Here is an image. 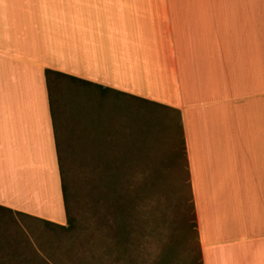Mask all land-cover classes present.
Returning <instances> with one entry per match:
<instances>
[{"label":"crops","instance_id":"obj_1","mask_svg":"<svg viewBox=\"0 0 264 264\" xmlns=\"http://www.w3.org/2000/svg\"><path fill=\"white\" fill-rule=\"evenodd\" d=\"M47 68L178 110L202 264H264V0H0V205L23 231L66 224Z\"/></svg>","mask_w":264,"mask_h":264},{"label":"rangeland","instance_id":"obj_2","mask_svg":"<svg viewBox=\"0 0 264 264\" xmlns=\"http://www.w3.org/2000/svg\"><path fill=\"white\" fill-rule=\"evenodd\" d=\"M145 105L94 86L57 85L54 106L73 228L42 231L40 224L31 223L35 229L24 231L27 241L0 245V264H158L164 249L170 252L165 264H198L180 134L169 125L174 113ZM148 117L153 122L149 132ZM135 123H146L149 149L144 152L130 145L138 134ZM102 171L107 181L117 182H98ZM4 215L0 231H23V217L14 222ZM128 215L133 231L126 237L124 257L115 263L119 249L110 238L111 224L125 228ZM184 223L190 231H184ZM121 232L115 233L121 237Z\"/></svg>","mask_w":264,"mask_h":264},{"label":"trees","instance_id":"obj_3","mask_svg":"<svg viewBox=\"0 0 264 264\" xmlns=\"http://www.w3.org/2000/svg\"><path fill=\"white\" fill-rule=\"evenodd\" d=\"M45 77H46V83H47V90H48V99H49V104H50V111H51V116H52V120L54 122V127L56 129V133H57V150H58V162H59V167H60V175H61V183H62V193H63V201H64V207H65V211H66V224L64 226L61 227V231H66V230H71L73 228V224H72V220L71 217L69 216V197H70V185H69V181H68V177H67V170L65 167V160L62 158V154H61V147H60V142H59V136H58V128H57V122H56V111H55V106H54V102H55V89L57 88V85L60 82L63 81H68V82H74V83H78V84H82L86 87L88 86H94L98 89H101L102 92H109L108 88H105L101 85H97L92 83L91 81H87L84 79H79L77 77H74L70 74L58 71V70H54V69H45ZM111 92V91H110ZM137 101H139L141 103V105H143L144 107L147 105H153V106H160L163 107L165 109H168L170 111H172L174 113V117L170 120V127H174L175 129H177V131L180 134V144H181V155L184 158L185 161V166H186V170H187V180H188V185H189V171H188V164H187V158H186V151H185V141H184V137H183V131H182V125H181V117H180V113L178 110L156 103V102H151L148 101L146 99H137ZM151 116V114H150ZM149 116V117H150ZM148 117V118H149ZM146 118V119H148ZM145 119V118H144ZM148 126L146 127V123H145V127L147 129V131L149 132L150 130H152V120L151 118L150 121L146 120ZM135 130L137 131V135L133 141L132 140V144L135 146L136 148H134L135 150L137 149H141L142 152H144L145 150L149 149V146L146 142L147 138L144 137V126L139 125L138 123H135ZM142 147V148H140ZM97 154H103V155H107L104 154L103 152H97ZM130 154V152L128 153ZM134 154H139L137 151L134 152ZM105 175L107 176L108 174H105L104 171H102L99 175H98V182H102L103 180L106 182V178ZM103 182L105 185H108V183L110 184H114L117 181H114V179L112 180H108L106 183ZM108 187V186H106ZM190 188V185H189ZM190 193H191V207H192V213H193V229H194V237H196L197 240V248H198V257H197V263L198 264H202V260H201V251H200V245L198 242V231H197V224H196V217H195V213H194V206H193V200H192V192H191V188H190ZM6 213H9V216L11 215V217L13 218L14 222H16V219L12 216V211L10 209H7L6 207H3L0 205V227H1V222H2V218H5ZM20 213L15 212V215H18ZM17 225V224H16ZM128 226H126L125 228H117L115 229V227L113 226V224H111V229L114 231L113 234L110 236V238H113L115 241V244L117 245V248L119 249L118 251V255H114V261L115 263L119 262L125 255V252L127 250V248L124 246L125 241H126V237L129 234V231H133L132 226H134L133 220L130 217V215H128ZM17 227L19 228V225H17ZM132 228V229H131ZM184 231H190L188 228V224L184 223ZM116 231H122L120 234H122V236L118 237L115 233ZM26 234L24 231H12V232H8V231H0V245L4 243H12V242H22V241H27L26 239ZM169 246H172V244H169ZM117 250V249H116ZM170 258V252L166 251L165 249L163 250V252L160 254V263L158 264H165L166 261H168Z\"/></svg>","mask_w":264,"mask_h":264}]
</instances>
